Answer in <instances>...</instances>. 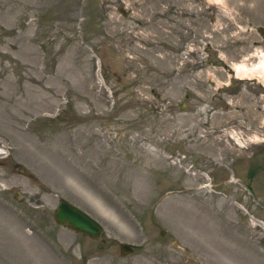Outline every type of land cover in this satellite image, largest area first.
<instances>
[{"label": "rangeland", "instance_id": "374dc122", "mask_svg": "<svg viewBox=\"0 0 264 264\" xmlns=\"http://www.w3.org/2000/svg\"><path fill=\"white\" fill-rule=\"evenodd\" d=\"M224 2L0 0V264H264V0Z\"/></svg>", "mask_w": 264, "mask_h": 264}, {"label": "water", "instance_id": "95a60500", "mask_svg": "<svg viewBox=\"0 0 264 264\" xmlns=\"http://www.w3.org/2000/svg\"><path fill=\"white\" fill-rule=\"evenodd\" d=\"M22 171L24 172V169ZM247 187L253 191L251 186L247 185ZM54 218L57 223L96 240L101 239L105 231L103 224L96 218L65 198H61L57 204ZM120 249L124 256L134 252L133 246L127 242L121 243Z\"/></svg>", "mask_w": 264, "mask_h": 264}, {"label": "bare ground", "instance_id": "6f19581e", "mask_svg": "<svg viewBox=\"0 0 264 264\" xmlns=\"http://www.w3.org/2000/svg\"><path fill=\"white\" fill-rule=\"evenodd\" d=\"M212 4L225 6L224 0H208ZM256 62H250L248 58L233 63L234 76L239 79L257 80L264 85V52H260ZM259 138V136L257 137Z\"/></svg>", "mask_w": 264, "mask_h": 264}, {"label": "flooded vegetation", "instance_id": "af4514ba", "mask_svg": "<svg viewBox=\"0 0 264 264\" xmlns=\"http://www.w3.org/2000/svg\"><path fill=\"white\" fill-rule=\"evenodd\" d=\"M7 156V155H6ZM0 163H1V165L3 166V167H7L8 168V166H9V161L7 160V159H5V158H1L0 159Z\"/></svg>", "mask_w": 264, "mask_h": 264}]
</instances>
